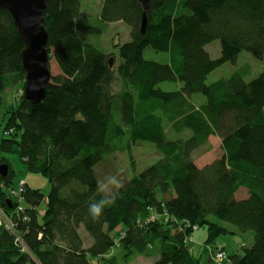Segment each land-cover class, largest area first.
I'll list each match as a JSON object with an SVG mask.
<instances>
[{
	"label": "trees",
	"instance_id": "obj_1",
	"mask_svg": "<svg viewBox=\"0 0 264 264\" xmlns=\"http://www.w3.org/2000/svg\"><path fill=\"white\" fill-rule=\"evenodd\" d=\"M143 13L138 0H102L90 19L80 0H49L47 53L59 74L31 104L22 93L16 101L6 97L8 87L23 88L25 73L22 42L0 10V154H17L28 173L50 185L42 212L43 193L26 183L21 205L11 187L15 171L0 158L8 166L0 207L28 250L16 248L1 226L0 264H94V257L126 264L145 255L158 257L151 264H199L187 242L192 226L207 230V246L251 232L249 246L227 252L229 264H264V71L249 81L241 69L206 83L243 51L264 56V0H149L141 33ZM116 22L128 26L130 40L113 45V67L115 58L97 40ZM214 40L217 59L205 50ZM146 47L167 53L168 62L144 59ZM162 82L177 87L164 91ZM210 137L222 154L198 167L193 154L208 150ZM140 143L151 144L158 158L105 196L97 167ZM102 198L111 202L93 218L89 205Z\"/></svg>",
	"mask_w": 264,
	"mask_h": 264
},
{
	"label": "rangeland",
	"instance_id": "obj_2",
	"mask_svg": "<svg viewBox=\"0 0 264 264\" xmlns=\"http://www.w3.org/2000/svg\"><path fill=\"white\" fill-rule=\"evenodd\" d=\"M102 0H80L81 10L85 12L90 19H94L101 7ZM130 30L127 25L122 22L111 23L107 25L106 32L99 36L98 38V47L105 50L106 53L112 55L115 58L112 66L116 67L119 59L117 57V50L115 51L113 45L121 44L130 40ZM114 48V49H113ZM205 50L209 53L212 59H217L220 56V44L218 40H214L211 43L205 46ZM143 58L149 61L156 63H167L168 54L164 52H155L150 47H146L143 50ZM50 69L51 75L59 74V70L55 62L50 60ZM245 70L244 79L249 81L257 77L260 73L264 71V56L261 59L255 58L249 52H241L238 54L235 63L227 62L216 69H214L207 76L206 83L210 84L218 79L228 77L230 74L234 73L237 70ZM176 85L170 82H162L157 85V88H160L164 91H170L176 89ZM24 88V85H23ZM23 88L21 83H16L6 89V97L9 102L18 100L20 93L23 94ZM199 98L202 99L200 94ZM5 126V117L0 118V139L3 137L2 131ZM5 133V131H4ZM6 134V133H5ZM208 150L202 148L196 151L193 154L194 162L198 167H203L211 163L216 158L220 157L222 154L220 141L216 137H210L208 141ZM152 145L149 143H140L138 146L134 145L127 152H116L110 155L106 160H104L100 166L97 167V178L99 182L102 183V191L105 196L112 195L114 189L105 188L104 186L108 184L106 177L117 176L121 184L131 177L133 174H138L143 171L147 166L151 165L157 158V153L152 149ZM4 157L7 160L9 165H11L15 171V175L12 181V188L17 190V193L20 192L21 184L26 183L29 187L33 189H40L41 193L44 195V199L38 207V210L42 212L45 209L46 195L49 192L50 185L45 178L41 175H35L28 173L26 166L23 165V162L17 154H0V158ZM16 194L15 192H13ZM241 194V193H240ZM17 201L22 205L21 198L16 194ZM2 212V215H1ZM3 217L9 219L8 216L4 213L3 209L0 207V220ZM10 220V219H9ZM152 221V220H150ZM2 223V222H1ZM80 234L86 240L85 246L89 245L90 238L88 234L84 231L83 228H80ZM8 233V231H7ZM193 235L187 240L190 251L194 257H197L200 261L199 264H208L209 250L210 247L213 248H224L226 252L232 254L233 252L239 251L241 247L245 244L249 246L252 242L253 235L251 232L246 233L243 236H231V235H222L215 239L214 243L207 246L204 244L207 237V230L205 228L195 229ZM9 234V233H8ZM10 235V234H9ZM87 239H86V237ZM157 242V241H155ZM115 247L118 248V243L114 239ZM156 249V248H155ZM26 249L24 248L25 253ZM119 250L115 249L114 253H117ZM28 252V250H27ZM227 253V254H228ZM112 256V253L106 254L101 259H108ZM158 259L155 255H145L138 256L132 259L129 263L126 264H151ZM94 264H100L98 258L91 259ZM211 261V260H209ZM228 258L226 260L220 261L218 264H227Z\"/></svg>",
	"mask_w": 264,
	"mask_h": 264
},
{
	"label": "water",
	"instance_id": "obj_3",
	"mask_svg": "<svg viewBox=\"0 0 264 264\" xmlns=\"http://www.w3.org/2000/svg\"><path fill=\"white\" fill-rule=\"evenodd\" d=\"M49 0H0V10L8 12L22 42L20 60L25 73L23 97L31 104L42 101L46 86L52 77L47 53L48 34L45 30L44 13ZM144 13L141 20V33L146 27L145 12L149 0H138ZM112 62H110V66ZM8 172L6 164H0V178Z\"/></svg>",
	"mask_w": 264,
	"mask_h": 264
},
{
	"label": "built area",
	"instance_id": "obj_4",
	"mask_svg": "<svg viewBox=\"0 0 264 264\" xmlns=\"http://www.w3.org/2000/svg\"><path fill=\"white\" fill-rule=\"evenodd\" d=\"M19 191H21V188ZM18 203H19V201H18ZM17 210L21 211L22 207L17 206ZM1 215H2V212H1ZM151 219L153 220V217ZM1 222H2L1 225L4 227V229L6 231H8V233L12 236L14 246L16 248H18L21 252H24V248L27 250L26 245L23 242L21 234L16 230V228H15L14 224L11 222V220L7 219L6 217H3V220L1 218ZM196 228H197L196 226H192L193 231ZM209 257H210L212 263L218 264L220 261H223V260H226L227 258H229V255L227 254L226 251H223L221 249L216 250V251L211 249V250H209ZM227 264H229V259H228Z\"/></svg>",
	"mask_w": 264,
	"mask_h": 264
},
{
	"label": "clouds",
	"instance_id": "obj_5",
	"mask_svg": "<svg viewBox=\"0 0 264 264\" xmlns=\"http://www.w3.org/2000/svg\"><path fill=\"white\" fill-rule=\"evenodd\" d=\"M106 180L108 181V184L105 185V188H111L118 190L122 185L120 179L113 175L106 177ZM111 201L105 198H102L98 201H93L89 205V213L92 215L93 218H98L103 214L104 208L110 203Z\"/></svg>",
	"mask_w": 264,
	"mask_h": 264
},
{
	"label": "bare ground",
	"instance_id": "obj_6",
	"mask_svg": "<svg viewBox=\"0 0 264 264\" xmlns=\"http://www.w3.org/2000/svg\"><path fill=\"white\" fill-rule=\"evenodd\" d=\"M155 219V215H154V218H153V220ZM152 220V221H153ZM212 250H214V251H216V250H218V248H213V247H210ZM208 258H210V257H208ZM209 260H211V259H209ZM211 262V261H210Z\"/></svg>",
	"mask_w": 264,
	"mask_h": 264
},
{
	"label": "crops",
	"instance_id": "obj_7",
	"mask_svg": "<svg viewBox=\"0 0 264 264\" xmlns=\"http://www.w3.org/2000/svg\"><path fill=\"white\" fill-rule=\"evenodd\" d=\"M25 80V79H24ZM3 164V163H2ZM5 164V163H4ZM7 165V164H6ZM22 185V184H21ZM2 225H1V220H0V227H1ZM88 246V245H87Z\"/></svg>",
	"mask_w": 264,
	"mask_h": 264
}]
</instances>
